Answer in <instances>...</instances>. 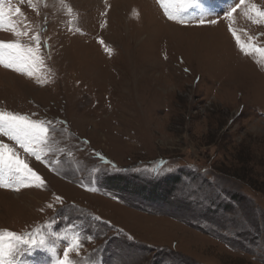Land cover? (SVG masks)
<instances>
[{"label":"rangeland","instance_id":"obj_1","mask_svg":"<svg viewBox=\"0 0 264 264\" xmlns=\"http://www.w3.org/2000/svg\"><path fill=\"white\" fill-rule=\"evenodd\" d=\"M0 3L28 33L6 21L0 40L34 46L39 35L43 61L31 76L0 65V112L50 128L41 161L0 135L44 180L0 187V232L46 239L22 246L17 264H55L73 235L77 264H150L161 248L190 264H264V17L251 11L264 0H163L170 10L191 4L183 23L161 0ZM179 169L163 214L130 207L146 208L154 191L101 184L120 173L151 187ZM19 179L0 168V183Z\"/></svg>","mask_w":264,"mask_h":264},{"label":"snow or ice","instance_id":"obj_2","mask_svg":"<svg viewBox=\"0 0 264 264\" xmlns=\"http://www.w3.org/2000/svg\"><path fill=\"white\" fill-rule=\"evenodd\" d=\"M244 2L245 0H240V4ZM20 3H24V0H20ZM28 3L31 4L32 0H28ZM161 4L164 6L165 14L169 20L179 18L181 23L184 21L180 14L186 7L191 6V4H183L170 10L168 6L164 5L163 0H161ZM239 6L238 4L236 7ZM236 7L231 9L228 13L229 16L236 11ZM14 11L19 14L21 9L20 7H16ZM251 11L257 16L264 17V11L259 10L255 4L251 6ZM12 12L11 6L5 7L3 3H0V28L7 21L16 36H27V31L18 32L15 30V24L11 22ZM204 23L205 20L201 18L200 24L203 25ZM208 23L215 24L216 21L210 20ZM232 34L236 36L235 31ZM30 39L34 42V46L22 44L19 40L10 42L0 40V65L18 73L26 72L31 76L33 69L43 61L40 56L41 41L39 35L33 36ZM236 39L237 44L241 46V50L243 51L244 46L240 44V38L236 36ZM100 43L103 44V41H100ZM256 51L264 50L256 49ZM48 124L49 122L32 120L25 115L0 112V135L14 141L19 148L23 149L26 154L35 157L37 161L42 160L41 153L44 152L48 145V133L50 131ZM0 168L7 169L10 174L15 173L20 176L16 186L0 183V187H13V190L19 191L21 186H32L34 181H38L40 185L44 184L42 177L29 167L25 160L19 157L18 152L2 141H0ZM87 239H91V237ZM22 246H26L29 249L33 247H46V239L39 233H29L26 238L7 230L0 232V264H17V256L21 253ZM80 247L81 241L79 236L73 235L67 247L63 249L62 258H58L55 264H77L76 261L70 259V253L75 251L78 254Z\"/></svg>","mask_w":264,"mask_h":264},{"label":"trees","instance_id":"obj_3","mask_svg":"<svg viewBox=\"0 0 264 264\" xmlns=\"http://www.w3.org/2000/svg\"><path fill=\"white\" fill-rule=\"evenodd\" d=\"M179 172L180 173H177V174H168V175H165V176L160 177V178H154L153 179L154 183H151L152 184L151 187H149V186L144 187V186L140 185L139 183H134V181L137 180V178H135L134 175H130V176L123 179L122 178L123 176L120 175V173H113V174L105 175L102 179L101 184L104 185L106 188H111L113 185H116L117 186L116 188H118L119 190L123 189V190H126L127 193H129V192L134 193L138 196H141L143 194L145 196L147 191H154V194L149 195L147 197V199L146 198L143 199L148 203V206L146 208H143V206H136V205L130 206L128 201L126 203V201H122L121 198H119V200L121 202H123L125 205H128L132 208H135V209L142 211V212H145V213L163 214V213H161L162 211L159 208V205H161L163 207V205H166L167 202H169V198L172 196L173 190L182 181V174L181 173L183 172V169H179ZM199 177H200L199 174L195 175V177L193 175L190 178V180L192 183H194L196 181V179H197V181L199 180ZM194 179H195V181H193ZM157 192H160V194H158ZM230 197H231V200L233 201V203H236L235 201L238 202L237 197L236 198L234 197V193L231 194ZM238 197L240 200L241 195H239ZM216 207H217V205H216ZM186 215H188V214H185V216L180 218V222H183L185 224L190 225V224H194V223H196V221H200L202 219L201 213L196 217H189ZM188 220H190V221H188ZM216 224H217V222H216ZM205 234H209V233L205 232ZM219 241H221V240H219ZM226 241L229 242V240H226ZM221 242L231 248L232 241H231V243L224 242V241H221ZM161 251H162V253H159ZM159 252L154 253L155 255L150 257V260H149L150 264H160V263H164V264L165 263H168V264H190V261H191L190 258L184 257V256H182V255H180L174 251H171V250L168 251L166 248H161V250H159ZM139 255H141V253H139L138 256ZM157 255L163 256V257L159 258V263H156V260L158 259ZM175 256H177V258ZM192 262H194V261H192Z\"/></svg>","mask_w":264,"mask_h":264}]
</instances>
